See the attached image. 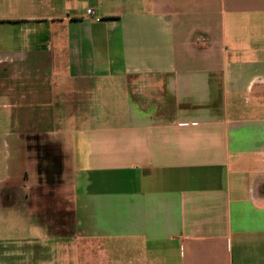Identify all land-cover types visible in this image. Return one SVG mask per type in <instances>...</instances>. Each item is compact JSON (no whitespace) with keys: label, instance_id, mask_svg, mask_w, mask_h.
<instances>
[{"label":"crops","instance_id":"1","mask_svg":"<svg viewBox=\"0 0 264 264\" xmlns=\"http://www.w3.org/2000/svg\"><path fill=\"white\" fill-rule=\"evenodd\" d=\"M0 264H264V0H0Z\"/></svg>","mask_w":264,"mask_h":264},{"label":"built area","instance_id":"2","mask_svg":"<svg viewBox=\"0 0 264 264\" xmlns=\"http://www.w3.org/2000/svg\"><path fill=\"white\" fill-rule=\"evenodd\" d=\"M86 15L87 16H95V11L92 8H87L86 9ZM96 20H98V18L95 16Z\"/></svg>","mask_w":264,"mask_h":264},{"label":"rangeland","instance_id":"3","mask_svg":"<svg viewBox=\"0 0 264 264\" xmlns=\"http://www.w3.org/2000/svg\"><path fill=\"white\" fill-rule=\"evenodd\" d=\"M65 187H66V184H65ZM65 190H68V193H70V194L72 192V189L69 186H68V188H65Z\"/></svg>","mask_w":264,"mask_h":264}]
</instances>
